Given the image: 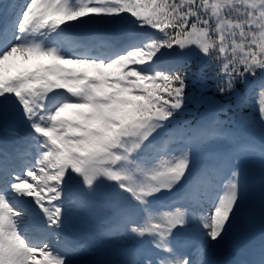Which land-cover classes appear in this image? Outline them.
<instances>
[{
	"label": "snow or ice",
	"instance_id": "obj_1",
	"mask_svg": "<svg viewBox=\"0 0 264 264\" xmlns=\"http://www.w3.org/2000/svg\"><path fill=\"white\" fill-rule=\"evenodd\" d=\"M205 67L264 130V0H0V125L23 126L0 149V264H79L67 228L100 203L127 264H216L252 161L264 204V135L227 133L223 104L182 119ZM238 264H264V233Z\"/></svg>",
	"mask_w": 264,
	"mask_h": 264
},
{
	"label": "rangeland",
	"instance_id": "obj_2",
	"mask_svg": "<svg viewBox=\"0 0 264 264\" xmlns=\"http://www.w3.org/2000/svg\"><path fill=\"white\" fill-rule=\"evenodd\" d=\"M94 34H97V33H94ZM98 34H104V32H98ZM204 93H206V92H204ZM206 95H208L207 98H209L210 100L212 99V95H209V93H206L203 95L206 99L204 102H206V101L209 102V100H207V98H206ZM233 113H234L235 118L239 122H243V120H244V122L248 124V126H245V128H246L245 131L251 130V132L243 133V134H245L244 137L246 139L249 137H252L255 140V137L256 136L258 137L260 132L257 131L256 129H252V126H253V128L256 126L254 119H251V117H249V115H248V112L241 107L234 108ZM244 116H248V117L245 118ZM239 133H241V132H239ZM250 164H251V166L256 167L260 170V165L257 161H252V162H250ZM260 173H261V171H260ZM257 177H259V176H257ZM260 177H261V175H260ZM260 191H261V187H260V189L255 188L251 191L250 195H252V196H250L248 208L251 204L250 202H252L254 197H257V198L259 197V195L261 194ZM106 211L107 210H104L102 207H99L96 205L91 207L87 211L88 215L92 216L91 223L94 224L95 221H99V219H101V218L100 217L98 218V216L102 213H105ZM247 213H248V211H247ZM247 213H246L244 219H247ZM112 218H113V215L110 216L109 220H112ZM244 221L245 220H243L240 227L237 230H235L234 233L229 238L239 236V231L241 230V228L242 229L246 228L247 231L251 230L250 227L247 225V223H244ZM134 244H135V241L132 239H129L127 237H117V238L109 237V238L103 240L102 244L98 245L97 247H94L92 250L81 252L80 254L77 255L76 259L79 261V264H87V263H90L91 260L93 258H95L101 251H105V252H108L109 257L112 260H115L116 262H118L120 264H127L128 261L133 260L132 256L128 255L127 250L132 248L134 246Z\"/></svg>",
	"mask_w": 264,
	"mask_h": 264
},
{
	"label": "bare ground",
	"instance_id": "obj_3",
	"mask_svg": "<svg viewBox=\"0 0 264 264\" xmlns=\"http://www.w3.org/2000/svg\"><path fill=\"white\" fill-rule=\"evenodd\" d=\"M252 181L254 182V185L257 184V183H260V177L259 178H255ZM257 186L261 187L260 184L257 185ZM250 196H252V195H250ZM246 222H247V224H248V222L251 223V213H250V210H248V219L246 220ZM253 230L254 231H257L255 228H253ZM239 233H240V235L238 237L228 238L229 240L227 239L220 247H218L215 250V254H217V252L220 251V250L223 251V250L226 249L228 251H233V255H239L240 254V251H241L239 249L240 248H244L245 246H242V245H245V243H247V242H243V241H245V240L249 241V239H250V237L252 235V233L249 234L244 229L240 230Z\"/></svg>",
	"mask_w": 264,
	"mask_h": 264
},
{
	"label": "trees",
	"instance_id": "obj_4",
	"mask_svg": "<svg viewBox=\"0 0 264 264\" xmlns=\"http://www.w3.org/2000/svg\"><path fill=\"white\" fill-rule=\"evenodd\" d=\"M199 62H201V61L197 60L196 58H192L190 60L187 59V67L186 68H188L189 70L190 69L194 70V68L196 67L197 63H199ZM193 88L194 87H191V88H189V90H191L198 99H201L203 94L199 90L193 89ZM213 88H215V86H213ZM214 92H215V90L212 92V94L214 96V99H215L214 102H213L214 103L213 105H216L221 99H223L224 96H221L218 93L215 94ZM228 97L231 100L234 97V95H231V96H228ZM198 99H197V101H199Z\"/></svg>",
	"mask_w": 264,
	"mask_h": 264
},
{
	"label": "water",
	"instance_id": "obj_5",
	"mask_svg": "<svg viewBox=\"0 0 264 264\" xmlns=\"http://www.w3.org/2000/svg\"><path fill=\"white\" fill-rule=\"evenodd\" d=\"M3 127V125H0V128ZM8 128H14L18 129L20 125L10 122L7 126ZM255 219L258 227L264 228V204H262V200H260L256 207H255ZM96 263H99L98 260H96Z\"/></svg>",
	"mask_w": 264,
	"mask_h": 264
}]
</instances>
